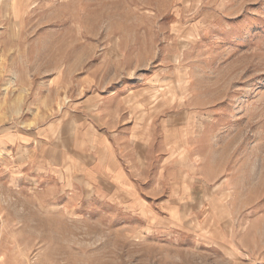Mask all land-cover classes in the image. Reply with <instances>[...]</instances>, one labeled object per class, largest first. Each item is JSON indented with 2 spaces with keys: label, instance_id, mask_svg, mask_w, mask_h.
<instances>
[{
  "label": "rangeland",
  "instance_id": "rangeland-1",
  "mask_svg": "<svg viewBox=\"0 0 264 264\" xmlns=\"http://www.w3.org/2000/svg\"><path fill=\"white\" fill-rule=\"evenodd\" d=\"M0 264H264V0H0Z\"/></svg>",
  "mask_w": 264,
  "mask_h": 264
},
{
  "label": "crops",
  "instance_id": "crops-1",
  "mask_svg": "<svg viewBox=\"0 0 264 264\" xmlns=\"http://www.w3.org/2000/svg\"><path fill=\"white\" fill-rule=\"evenodd\" d=\"M86 166H87V165H86ZM87 168H89V167H87ZM117 168H118V165H117ZM108 172H110V176L113 175V173H112L111 171L108 170ZM90 182H91V181H90ZM103 190L106 191V189H105L104 187H103Z\"/></svg>",
  "mask_w": 264,
  "mask_h": 264
}]
</instances>
